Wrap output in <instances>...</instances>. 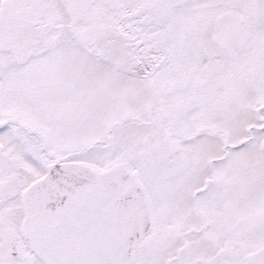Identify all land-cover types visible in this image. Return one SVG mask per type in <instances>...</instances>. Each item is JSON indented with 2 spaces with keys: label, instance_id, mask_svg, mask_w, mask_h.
<instances>
[{
  "label": "snow or ice",
  "instance_id": "6c2138e0",
  "mask_svg": "<svg viewBox=\"0 0 264 264\" xmlns=\"http://www.w3.org/2000/svg\"><path fill=\"white\" fill-rule=\"evenodd\" d=\"M0 264H264V0H0Z\"/></svg>",
  "mask_w": 264,
  "mask_h": 264
}]
</instances>
